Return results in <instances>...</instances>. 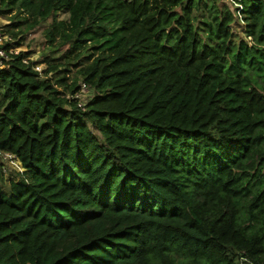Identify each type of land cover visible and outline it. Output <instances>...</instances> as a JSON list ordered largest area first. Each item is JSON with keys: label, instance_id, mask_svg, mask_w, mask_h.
Returning <instances> with one entry per match:
<instances>
[{"label": "trees", "instance_id": "obj_1", "mask_svg": "<svg viewBox=\"0 0 264 264\" xmlns=\"http://www.w3.org/2000/svg\"><path fill=\"white\" fill-rule=\"evenodd\" d=\"M240 4L0 0L17 47L51 18L41 73L0 46V264H264V0Z\"/></svg>", "mask_w": 264, "mask_h": 264}, {"label": "rangeland", "instance_id": "obj_2", "mask_svg": "<svg viewBox=\"0 0 264 264\" xmlns=\"http://www.w3.org/2000/svg\"><path fill=\"white\" fill-rule=\"evenodd\" d=\"M66 18H67L66 14L63 13L57 14V19L59 20ZM238 20L241 21V19ZM50 23H51V18L42 22L39 26L35 27L34 29L23 32L22 36L19 37L22 38V40L20 42V46L18 47L16 46L17 40H12V42H10L12 44V50L15 51V53L18 52L28 53L29 59L37 63L36 67L39 68L40 72L43 71L46 67L43 64H39V62L43 59V55L48 54L49 52V50L47 49L46 40L44 38V30L49 26ZM9 24L10 21L8 20V18L0 17V33L5 31L4 27ZM244 29H245V25L239 24L237 27L232 28V31H235L239 36H242ZM4 37L6 39L5 41H9L7 40L9 39V36H4ZM92 96H93L92 90L88 89L79 98V102L82 105H84ZM92 131L94 135L98 138V140H100V136L98 135L97 131H95L94 129H92ZM16 173L17 172H12V176H15ZM7 179H11V177L8 176ZM2 191L8 192V183L2 186Z\"/></svg>", "mask_w": 264, "mask_h": 264}, {"label": "built area", "instance_id": "obj_3", "mask_svg": "<svg viewBox=\"0 0 264 264\" xmlns=\"http://www.w3.org/2000/svg\"><path fill=\"white\" fill-rule=\"evenodd\" d=\"M227 2V4L230 7H233L234 9H241V0H225ZM236 14H239V11H236ZM238 19H241V17L238 15ZM5 37L2 36L0 34V46H2L5 42H12L11 39H7L9 41H5ZM9 53H15V51L12 50V48L9 50ZM2 59H6V53L2 50H0V66L2 65ZM35 71H37L38 73H41L39 68L35 66ZM89 89L88 86H86L85 84H81L80 85V89L79 92L75 95V98L78 99L82 96L83 93H85L87 90ZM79 107H82L83 105L79 102ZM0 166L2 169V173L5 176H11L12 172H19L21 173L23 171L22 166L20 164V162L18 161V159L16 158L15 155H12L8 152H3L0 151Z\"/></svg>", "mask_w": 264, "mask_h": 264}]
</instances>
